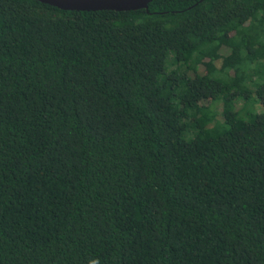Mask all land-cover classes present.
Wrapping results in <instances>:
<instances>
[{"label":"trees","instance_id":"trees-1","mask_svg":"<svg viewBox=\"0 0 264 264\" xmlns=\"http://www.w3.org/2000/svg\"><path fill=\"white\" fill-rule=\"evenodd\" d=\"M263 60L264 0H0V264H264Z\"/></svg>","mask_w":264,"mask_h":264},{"label":"water","instance_id":"water-1","mask_svg":"<svg viewBox=\"0 0 264 264\" xmlns=\"http://www.w3.org/2000/svg\"><path fill=\"white\" fill-rule=\"evenodd\" d=\"M64 10L97 11L115 10L129 11L147 8L151 0H38Z\"/></svg>","mask_w":264,"mask_h":264},{"label":"rangeland","instance_id":"rangeland-1","mask_svg":"<svg viewBox=\"0 0 264 264\" xmlns=\"http://www.w3.org/2000/svg\"><path fill=\"white\" fill-rule=\"evenodd\" d=\"M221 53L226 55L228 53V49L223 48L221 50ZM261 62H264V60L261 61ZM220 63H221V61L217 60L214 63L215 67L219 68L220 67ZM257 63H259V62L254 61V62H249V63L245 64L246 72H252L253 70H255ZM197 71L199 73H203L205 71L204 65L199 64L198 67H197ZM232 72H233L232 70L229 71V75L230 76L233 74ZM222 73L225 75V77L227 76L224 72H222ZM254 74L255 73H251L250 78L245 80V84L249 87V89H254V83H253L254 81L253 80L256 77V75H254ZM244 103H245L244 99H241V98L236 99L235 100V109L238 110V111H243V104ZM251 104H253L252 100L248 102V105H247L248 108L250 107ZM201 105L205 109L210 110L214 114V118H213L214 120H217V119L220 120L222 118V115H221L222 114V112H221V110H222V102L221 101H216V102L204 101L203 103H201ZM254 107L256 109H259L261 106H260V104L255 102L254 103Z\"/></svg>","mask_w":264,"mask_h":264},{"label":"clouds","instance_id":"clouds-1","mask_svg":"<svg viewBox=\"0 0 264 264\" xmlns=\"http://www.w3.org/2000/svg\"><path fill=\"white\" fill-rule=\"evenodd\" d=\"M91 264H98V262L96 260H93Z\"/></svg>","mask_w":264,"mask_h":264}]
</instances>
